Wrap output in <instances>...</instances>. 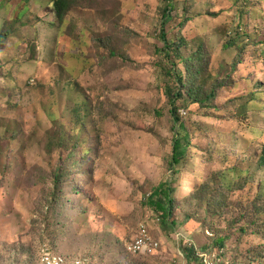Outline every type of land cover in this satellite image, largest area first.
Wrapping results in <instances>:
<instances>
[{
    "label": "rangeland",
    "instance_id": "1",
    "mask_svg": "<svg viewBox=\"0 0 264 264\" xmlns=\"http://www.w3.org/2000/svg\"><path fill=\"white\" fill-rule=\"evenodd\" d=\"M55 1L0 0V264H188L191 246L204 264H264V0H174L176 125L168 3L68 0L60 22ZM166 180L164 225L145 203ZM141 225L151 254L128 250Z\"/></svg>",
    "mask_w": 264,
    "mask_h": 264
},
{
    "label": "trees",
    "instance_id": "2",
    "mask_svg": "<svg viewBox=\"0 0 264 264\" xmlns=\"http://www.w3.org/2000/svg\"><path fill=\"white\" fill-rule=\"evenodd\" d=\"M168 3V8L166 9L163 15V22L161 26L160 32V39L163 42V47L160 53L165 58V68L168 74H174L176 76L175 83H168L166 87V94L170 100L169 104L170 108V115L173 119L174 125L178 124L179 117L177 115L176 103L178 100L184 97L183 87L186 85V79L184 73L178 68L176 61L172 58L173 54L175 53V48H173L172 44L169 42L168 39V32H167V25L171 18V10L173 9L174 0H165ZM55 10L57 12V17L59 21H63L64 14L69 6L68 0H57L53 3ZM173 53V54H172ZM264 58V56H263ZM188 95L190 98L196 97L194 93V89L187 90ZM214 97V92L208 95H205L202 99H199V103H205L211 98ZM182 127V126H180ZM187 136H182L180 132L177 130L174 134L173 138V148L169 160V165L171 168L180 166L187 157L188 148L187 145ZM262 162L264 163V151L261 157ZM176 188L174 183L171 180H166L161 182L157 187H155L150 195L146 199V206L152 208L158 215L164 225L169 224L170 217L173 213L175 204H176ZM171 224L175 226V222L172 221ZM225 240L219 239L217 241L218 245H224ZM185 258L188 264L196 263L200 258L197 256L194 248L191 246L188 251L185 252ZM196 264H204L202 259L198 261Z\"/></svg>",
    "mask_w": 264,
    "mask_h": 264
},
{
    "label": "built area",
    "instance_id": "3",
    "mask_svg": "<svg viewBox=\"0 0 264 264\" xmlns=\"http://www.w3.org/2000/svg\"><path fill=\"white\" fill-rule=\"evenodd\" d=\"M158 247L159 242L149 235L145 225H141L138 235L130 243L128 250L132 253L151 254L155 252ZM201 256L204 258L205 264H212L205 254ZM42 264H81V261H73L62 256L45 254L42 257Z\"/></svg>",
    "mask_w": 264,
    "mask_h": 264
}]
</instances>
